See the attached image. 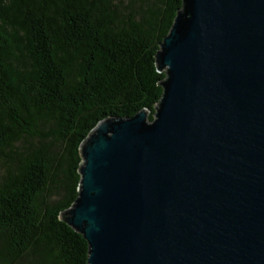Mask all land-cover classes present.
Returning <instances> with one entry per match:
<instances>
[{"label":"water","instance_id":"1","mask_svg":"<svg viewBox=\"0 0 264 264\" xmlns=\"http://www.w3.org/2000/svg\"><path fill=\"white\" fill-rule=\"evenodd\" d=\"M152 120L98 122L58 219L86 264H264V0H181Z\"/></svg>","mask_w":264,"mask_h":264},{"label":"trees","instance_id":"2","mask_svg":"<svg viewBox=\"0 0 264 264\" xmlns=\"http://www.w3.org/2000/svg\"><path fill=\"white\" fill-rule=\"evenodd\" d=\"M181 0H0V264H86L58 219L79 146L105 119L146 110L154 55Z\"/></svg>","mask_w":264,"mask_h":264}]
</instances>
